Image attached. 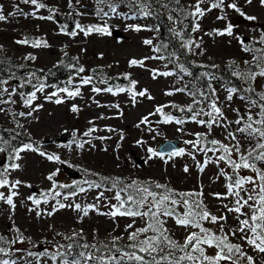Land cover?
I'll list each match as a JSON object with an SVG mask.
<instances>
[{
	"label": "rangeland",
	"instance_id": "1",
	"mask_svg": "<svg viewBox=\"0 0 264 264\" xmlns=\"http://www.w3.org/2000/svg\"><path fill=\"white\" fill-rule=\"evenodd\" d=\"M198 2L37 0L38 4L44 5L38 8L24 0H0V14L6 17L0 21V54L12 71L21 74L17 76L14 73L0 84V132L30 140L38 149L21 152L20 159L16 160L14 152L6 149L0 137V147L5 149L0 152V173H4L9 181L8 185L0 187V192L5 197L16 192L13 205L0 200V237L11 243L21 235L26 243V246L14 245V251L0 253V261L52 264L47 253L54 254L50 252L57 246L70 244V239L85 245L136 244L137 241L129 239V234L146 227L149 218L109 215L115 210L113 206H119L115 197L126 198L123 192L112 186L125 187L136 182V185L149 187L157 193L164 189L156 188V184L166 185L177 200L182 199L180 193H202L190 199L202 201L212 215L227 217L220 223L202 221L203 227L220 237L227 234L228 242L240 245L247 256L253 257L255 264H264V253L255 251L241 239L243 234L236 232V235H231L230 230L239 227V214L228 211V208L236 206L235 197L217 199L213 195L220 193L224 196L227 193L228 181L222 173L236 178L226 161H218L223 152L201 151L199 147L185 143L195 142L201 137L200 147L219 148L220 145H212V141L230 147L238 142L240 153L246 155L256 147L257 140L236 130L249 122V115L253 121L261 118L259 103L253 105L235 93L229 101V88L208 73V84L212 92L215 90L213 102L225 118L220 123L231 122L227 127L213 125L209 129L196 121L210 119L203 113L211 110L213 102L200 109L201 103L186 90L187 85L193 83L187 74L189 72L181 71V66L186 69L184 64L208 71L231 68L244 71L249 66H256L259 73L264 69V3L261 0H251V3L248 0H224L221 7L209 10L214 0H203L199 6L204 15L199 16L193 15ZM232 3L236 4L239 12L228 7ZM144 11L150 14L145 16ZM158 12L166 16L171 26V37L181 54V58H174L173 64L165 58H156L162 57L160 51L155 50L160 48L155 36ZM248 17L255 19L249 20ZM190 23L193 26L191 51L185 46L187 42L177 35ZM77 24L84 31L77 28ZM229 24L232 25V35H220ZM104 26L110 35L96 31L85 35L89 28ZM134 26H139L140 30L136 31ZM68 29L70 34H66ZM73 32L76 35H71ZM145 40H151L152 44H145ZM36 42H39V47L34 46ZM245 48L252 51H245ZM132 60L143 61V65H131ZM66 62L76 75L64 82L62 89L69 92L78 90L79 95L74 97L62 89L48 86L42 77L50 69ZM80 68L84 71H79ZM165 72L174 74L161 75ZM85 78H91L90 83H82ZM94 88L101 91L97 93ZM108 88H112V92L106 91ZM252 88L263 103L264 76L255 75ZM145 90L144 96L137 94L133 98V93ZM169 92L172 94H167ZM32 93H35V99L30 105L25 104ZM58 99L61 103H56ZM189 106L192 112L187 110ZM74 107L76 111H73ZM158 107L163 108V114L156 112ZM196 112L201 114L193 120ZM184 113H190L189 117L186 118ZM168 116L173 119L165 122ZM144 117L148 118V123H141ZM239 117H244L241 125L234 123ZM176 120L183 123L178 124ZM254 127L260 125L254 124ZM230 132L236 135V140L230 138ZM64 135L71 137L65 144H48ZM165 143H176L184 154L170 159L168 155L149 159L148 149L157 150ZM40 152L46 155L41 156ZM47 155L57 156L59 160L50 161ZM232 159L239 160L235 147ZM11 164H19L20 167L14 169ZM255 164L264 170V161H255ZM65 167L78 173V180L70 179L64 173ZM50 175L52 180L48 179ZM239 175L256 178L251 169L241 168ZM15 181L20 183L13 188ZM90 184H100L101 187H89ZM102 184L111 188L105 189ZM77 186H85L84 191L74 195L62 193ZM244 187L251 193L254 186L246 184ZM248 193L241 191L240 195L247 198ZM34 199H39L40 204L36 205ZM60 204L65 207L61 208ZM77 204L80 209L75 208ZM143 210L146 211L147 207ZM176 211L182 214L186 209L181 204ZM242 212L247 215H239L240 220L252 214L247 206ZM162 219L166 235L178 245L182 246L191 232L199 233L198 228L178 226L172 217ZM157 234L152 231L139 233L138 240ZM203 247L206 255H216L217 249ZM233 259L240 258L236 255ZM220 264L232 262L221 261ZM240 264H248L246 257L240 259Z\"/></svg>",
	"mask_w": 264,
	"mask_h": 264
},
{
	"label": "snow or ice",
	"instance_id": "2",
	"mask_svg": "<svg viewBox=\"0 0 264 264\" xmlns=\"http://www.w3.org/2000/svg\"><path fill=\"white\" fill-rule=\"evenodd\" d=\"M25 3H31L33 5H36L38 8L44 7L43 4H38L37 0H24ZM224 0H214V2L211 3L210 9L212 8H219L223 5ZM249 3H251V0H248ZM200 3H203V0H199L197 5L195 6V12L193 15H204V10L201 9L199 6ZM261 3H264V0H261ZM228 7H231L239 12V9L237 8L235 3L229 4ZM115 11V9H113ZM150 13L147 11L143 12V15L148 16ZM243 15V13H241ZM43 19V17H41ZM51 19V17H48ZM224 17H218V19H223ZM249 20L255 19V17H248ZM6 20V17L3 14H0V21ZM77 28H81L79 24L76 25ZM136 31L140 30L139 26H134ZM197 27H199L197 25ZM81 31H84L83 28H81ZM92 31L100 32L103 34H111L108 31L107 26L104 27H97V28H89L85 35L89 34ZM220 35L227 34L229 36L232 35V25L229 24L227 28L219 33ZM71 35H76L75 32L71 33ZM178 36L183 39L182 33H177ZM18 43H21V41H18ZM22 43H27V41H22ZM145 44H152L151 40H145ZM241 43L243 44V41L241 40ZM36 47H39V42H36L34 45ZM189 51H191L192 42L188 41L185 45ZM199 47V45H197ZM156 51H159L160 49H155ZM245 51H252V49L245 48ZM34 58V57H33ZM156 58H163V57H156ZM131 65H137L140 64L143 65V61H137L132 60L130 61ZM79 71H84L83 68H80ZM181 71L187 73V69L183 68L181 66ZM172 72H165L161 73V75L169 76L173 75ZM190 75V73H187ZM235 75L240 76L244 79H254L255 75L264 76V69H262L259 73L253 74H242V73H235ZM155 78V77H154ZM91 78H85L83 79L82 83L88 84L90 83ZM133 82V86H134ZM42 88V86H41ZM39 90V89H38ZM6 91V89H5ZM62 91H65L68 93L69 96H76L79 95V91H73L69 92L68 89H62ZM93 91L99 93L101 89L94 88ZM108 92H112V88L106 89ZM120 91H124V89H120ZM177 91H183V89H178ZM215 90H213L214 92ZM237 89L235 88H229L227 96V99L230 101L233 98V94L236 93ZM145 91H141L139 93H133V98H135V95L144 96ZM171 95L172 93H167ZM195 95V94H193ZM151 98V97H149ZM241 99H244V97H240ZM35 99V93H32L31 98H28L25 100V104L30 105L32 100ZM261 99H264V96H261ZM56 103H61V100H56ZM253 105L257 104V101L253 100L251 101ZM261 109L260 111V119L257 121H253L252 117L248 116L247 123L243 124V127L237 128V132L246 134L249 138H254L257 140L256 147L249 150L247 154L240 153L239 149V143L237 142L235 147V150L237 153H239V160H233L232 159V150L233 147H230L228 145L220 144L218 141H212V145L219 144V148L217 147H200L201 141L203 140V137L201 139L193 142V141H186L185 143H190L193 145V147H199V150L201 151H211V152H217L222 151L223 154L218 157V161H226L228 165H230L234 171V174L236 176L235 179H233L232 176H227L226 173H222L226 176V179L228 183L226 184L227 193L222 196L220 193H214L213 195L217 199H223L226 198V196H232L235 197V207L228 208L229 212H234L239 215H247L246 213L242 212V209L247 206L251 211V216H248L245 219L240 220L239 215L237 216V219L239 220V227L237 229L230 230L231 235H236V232H239L243 234L241 236V239L245 240L246 243L251 246L255 251H258L260 253H264V170H261L256 167L255 161H264V104L258 105ZM210 111L203 113L204 115L210 117L209 120H197L196 122L201 125H206L209 129L213 127V125L219 126V127H227L228 123L226 122L224 124H221L220 121L224 120V114L222 110L216 105L215 102H213L210 105ZM77 109L74 107L73 111H76ZM181 111H184V109H180ZM189 112H192L193 109L191 106L187 109ZM157 113L163 114V108L158 107L156 109ZM201 113L196 112L193 114L192 119L196 120V117L199 116ZM20 115H24V113H21ZM173 119V117L168 116L165 119V122H170ZM244 121V117H239L237 120H235V124L241 125V123ZM141 123H148V118L144 117L141 121ZM176 123H183L182 120H176ZM254 124L260 125V127H254ZM182 131V130H181ZM199 137L200 134H197ZM229 136L232 140H236V135L234 133H229ZM7 143V141H5ZM82 147V145H81ZM38 151V149L34 148L32 144H25L21 148L14 149L15 157L14 159L19 160L20 159V153L24 151ZM5 149L3 147H0V152H4ZM148 152L151 154L149 156V159L152 157H160L163 158L164 154L161 152H158L152 148L148 149ZM41 156L46 155L44 152L39 153ZM184 154V150H174L173 152L168 154V158L170 159L172 156H180ZM47 159L52 160H59V157L54 155H47ZM195 159V157H193ZM10 167L12 168H19V164H11ZM241 168L244 169H251L253 172L256 173V178L254 179L251 176H240L239 170ZM201 170H203L201 168ZM185 172L188 171L187 167L184 169ZM49 180H52V175L48 176ZM259 181V183L257 182ZM20 181H15L14 184H12V187H16L19 185ZM9 184V181L7 179V176L4 173H0V187H4ZM246 184L253 185V189L251 193H248V190L244 187ZM134 185H136V182H133V184L126 185L121 191H127L129 188H133ZM115 187V185H113ZM63 187V186H62ZM89 187H101L100 184H90ZM156 188L164 189L163 192L157 193L154 191H151L149 187H141L136 185L134 194L130 193L126 198H121L120 195H117L115 198L119 201V206H113L115 210L109 215L111 216H129V217H148L149 222L147 223V226L139 229L138 231L131 232L129 234V239L132 241H137L136 244L129 245V247L132 248H138L139 253L147 254V256L151 257L152 259L146 260L145 255H139L136 251H133L131 253L124 252L122 254L121 259H127L129 261H136L137 264H160L161 260L168 261V264H183L184 261H188L189 264H204L205 261H207V264H220L221 261H231L232 264H240V259L245 258L248 261V264H255V261L252 256H247L246 253H244L241 250L240 245H235L230 242H228V235H224L223 237L217 236L214 233H211L208 229L204 228L202 225V221H209L211 223H220L221 221H226V216H215L212 215L207 209L203 206L202 201L198 200H191L190 198L193 195L200 196L202 193H180L181 200H177L173 198V193L171 190L167 189L166 185L156 184ZM259 189V191H256V189ZM80 191H84L83 188L80 189ZM241 191H244L247 194V198L240 195ZM16 195V192H11L10 195L5 197L3 192H0V200H5L7 204L13 205V196ZM56 195H60V193H56ZM30 199H33L30 197ZM65 199H67V196H65ZM252 201L253 203H249ZM39 199H34V203L36 205L40 204ZM183 205V207L186 209L184 213H178L176 211V207L179 205ZM70 206V205H69ZM60 207L63 208L65 205L60 204ZM145 207H147V210H143ZM225 207H227L225 205ZM76 209H80L81 206L79 204L75 205ZM85 215H87V212L85 211ZM164 217H172L175 220V223L178 226L189 228L194 227L199 229V233L197 232H191L186 238L185 243L181 246L176 244L174 241L169 239V237L166 235L167 229L164 227L165 221L162 219ZM128 227H132V225H128ZM221 229H223V224H221ZM149 231L158 233L157 235L146 237L144 240L140 241L138 240L139 233H148ZM2 237H0V241H2ZM161 245L167 246L172 251H169L168 255L160 257V259H157L154 253H160L164 252L165 248L161 247ZM212 247L217 249L215 256H208L205 254L206 249L203 246ZM85 248L88 247V245H84ZM178 250L181 253H184L183 255L176 256L175 251ZM119 251V249H117ZM5 249L3 247H0V253H4ZM238 255L240 259H233L234 256ZM88 259H92L93 257L88 256ZM112 261H115L117 258L115 256H112L110 258ZM0 264H10L8 260L0 261ZM14 264V262H12ZM65 264H67V261H65ZM73 264H80L79 260L73 261Z\"/></svg>",
	"mask_w": 264,
	"mask_h": 264
},
{
	"label": "trees",
	"instance_id": "3",
	"mask_svg": "<svg viewBox=\"0 0 264 264\" xmlns=\"http://www.w3.org/2000/svg\"><path fill=\"white\" fill-rule=\"evenodd\" d=\"M156 24L157 28L155 31V36L159 43V51L163 58L166 60H169L171 64H173L174 58L178 57L181 58V54L178 51V46L175 44L174 40L171 37V26L168 24L166 16L158 12L156 14ZM72 30V28H70ZM68 29L66 31V34H70L71 30ZM187 30V31H186ZM186 30H182L183 34V40L186 42L191 40V33L193 32V26L188 24L186 26ZM262 45L264 46V32H263V39H262ZM68 62H66L63 65L54 67L50 69L46 74L42 75V77L46 80L47 85L62 89L63 83L68 81L70 78L74 77V73L69 69V65H67ZM74 65V63H72ZM187 72L190 73L189 77L192 80L191 85L186 90L193 95V99L199 103H201L200 109L206 107L210 103L214 101L213 98V92L211 91V88L207 81L208 73L210 75L214 76L215 78H218L222 84H224L227 88H235L237 89L235 94H238L240 97H244V99L248 101H257V103H260V100L258 99V95L253 92L252 88V79H244L240 76L237 77L235 73L239 72L242 74H248V73H257V67L256 66H249L244 71H238L237 69H217L216 71H208L202 68H195L193 66H189L188 64H184ZM8 69H6V68ZM13 69L9 67V64L6 63L5 58L3 55L0 54V84H3L5 81L10 79V76L12 74H17V76H20V73H17L16 71H12ZM27 90V89H26ZM28 91V90H27ZM26 91V92H27ZM185 117L188 118L190 113H184ZM0 137L2 139L3 144L6 146L7 150L13 151L14 149L21 148L25 144H32L34 148L37 149V145L30 140L27 139H21L18 136H15L14 134L9 133H2L0 132ZM7 141V143H5ZM14 152V151H13ZM15 154V152H14ZM103 188L109 189L111 186L102 184ZM114 187V186H112ZM85 189V186L82 187ZM124 187L115 186V189L118 192H123L127 197L130 193L134 194L135 187L129 188L127 191H121ZM80 186H77L73 189H71L69 192H62L64 195H71L76 194L80 192ZM18 238L11 242L7 243L5 240L0 241V247H3L5 249L4 253H8L10 251H14L16 248H13L14 245H21L26 246V243L23 241V238L21 235L17 236ZM75 239H70L68 243L65 246H57L55 250H53L50 253L54 254H48V257L52 259V264H65V261H67V264H73V261L79 260L80 264H137L136 261H129L127 259H121L122 254L124 252H133L136 251L139 255H145L146 260H151L152 258L147 256V254L139 253L138 249H133L132 247H129V244H118L116 242L112 243H86L88 245L87 248L84 247V243L81 241H74ZM161 247L165 248L164 252L160 253H154L157 257V259H160V257L168 255L169 251H172L165 245H161ZM119 249V251H117ZM24 251L25 248H22ZM41 253V252H40ZM184 253L179 252L178 250L175 251L176 256L183 255ZM91 256L92 259H88L87 257ZM112 256H115L117 259L115 261H112L110 258ZM160 264H168V261L161 260ZM183 264H189L188 261H184ZM205 264V263H204Z\"/></svg>",
	"mask_w": 264,
	"mask_h": 264
},
{
	"label": "water",
	"instance_id": "4",
	"mask_svg": "<svg viewBox=\"0 0 264 264\" xmlns=\"http://www.w3.org/2000/svg\"><path fill=\"white\" fill-rule=\"evenodd\" d=\"M116 37L119 38L118 35H115ZM70 135H64L62 137H59V138H56L54 140H51L48 142V144L50 143H57V144H65L69 139H70ZM174 150H180V148L178 147V145L175 143V144H170V143H165L164 145H161L157 148L156 151L158 152H161L165 155H168L169 153L173 152ZM2 165L0 164V167ZM64 173L72 180H78L79 178V175L78 173H76L75 171L71 170L70 168L68 167H65L64 169Z\"/></svg>",
	"mask_w": 264,
	"mask_h": 264
}]
</instances>
